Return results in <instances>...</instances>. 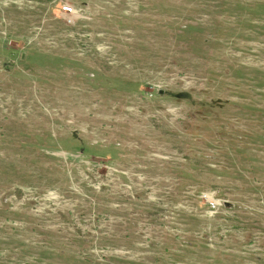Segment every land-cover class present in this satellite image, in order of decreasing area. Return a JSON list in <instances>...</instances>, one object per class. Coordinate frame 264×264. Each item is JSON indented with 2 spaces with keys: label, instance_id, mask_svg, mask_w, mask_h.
I'll return each instance as SVG.
<instances>
[{
  "label": "rangeland",
  "instance_id": "374dc122",
  "mask_svg": "<svg viewBox=\"0 0 264 264\" xmlns=\"http://www.w3.org/2000/svg\"><path fill=\"white\" fill-rule=\"evenodd\" d=\"M0 264H264V0H0Z\"/></svg>",
  "mask_w": 264,
  "mask_h": 264
},
{
  "label": "water",
  "instance_id": "95a60500",
  "mask_svg": "<svg viewBox=\"0 0 264 264\" xmlns=\"http://www.w3.org/2000/svg\"><path fill=\"white\" fill-rule=\"evenodd\" d=\"M163 94V93H162ZM171 96L178 98V99H184V100H191L192 94L188 93V92H181L178 94H171Z\"/></svg>",
  "mask_w": 264,
  "mask_h": 264
},
{
  "label": "built area",
  "instance_id": "2783aa9c",
  "mask_svg": "<svg viewBox=\"0 0 264 264\" xmlns=\"http://www.w3.org/2000/svg\"><path fill=\"white\" fill-rule=\"evenodd\" d=\"M63 10L65 12L66 15L70 16L74 13L72 7H70L69 5L68 6H64L63 7ZM214 207V205H212Z\"/></svg>",
  "mask_w": 264,
  "mask_h": 264
}]
</instances>
